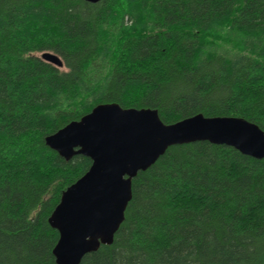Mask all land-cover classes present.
<instances>
[{
  "label": "trees",
  "instance_id": "16d2710c",
  "mask_svg": "<svg viewBox=\"0 0 264 264\" xmlns=\"http://www.w3.org/2000/svg\"><path fill=\"white\" fill-rule=\"evenodd\" d=\"M111 102L264 130V0H0V264H57L49 217L92 160L46 137ZM132 189L79 264H264V157L172 145Z\"/></svg>",
  "mask_w": 264,
  "mask_h": 264
},
{
  "label": "water",
  "instance_id": "95a60500",
  "mask_svg": "<svg viewBox=\"0 0 264 264\" xmlns=\"http://www.w3.org/2000/svg\"><path fill=\"white\" fill-rule=\"evenodd\" d=\"M41 58L63 66L54 52L45 51ZM195 141L264 157V130L243 117L198 113L167 124L156 108H125L116 102L100 103L48 135L47 145L66 160L78 154L92 160L87 172L63 191L49 217L59 233L53 249L56 263L79 264L101 244H112L133 196V178L170 146Z\"/></svg>",
  "mask_w": 264,
  "mask_h": 264
},
{
  "label": "rangeland",
  "instance_id": "374dc122",
  "mask_svg": "<svg viewBox=\"0 0 264 264\" xmlns=\"http://www.w3.org/2000/svg\"><path fill=\"white\" fill-rule=\"evenodd\" d=\"M38 55H39V56H41V55H42V53H39ZM63 68H64V67H63Z\"/></svg>",
  "mask_w": 264,
  "mask_h": 264
}]
</instances>
